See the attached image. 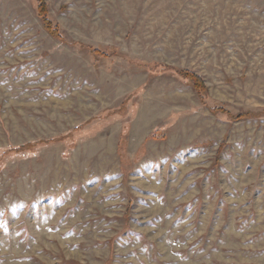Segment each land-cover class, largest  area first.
<instances>
[{
	"label": "rangeland",
	"instance_id": "374dc122",
	"mask_svg": "<svg viewBox=\"0 0 264 264\" xmlns=\"http://www.w3.org/2000/svg\"><path fill=\"white\" fill-rule=\"evenodd\" d=\"M41 2L61 39L0 0V264H264V0Z\"/></svg>",
	"mask_w": 264,
	"mask_h": 264
},
{
	"label": "trees",
	"instance_id": "16d2710c",
	"mask_svg": "<svg viewBox=\"0 0 264 264\" xmlns=\"http://www.w3.org/2000/svg\"><path fill=\"white\" fill-rule=\"evenodd\" d=\"M37 12H38L39 18L42 20L45 31L52 37L61 39V36L59 32L57 31V28L53 27L52 22L49 20L47 16L48 12H47L46 5L43 2H41V0H38ZM181 75L189 81L192 88L197 93L200 94L205 90L203 81L198 76L190 72H181Z\"/></svg>",
	"mask_w": 264,
	"mask_h": 264
}]
</instances>
